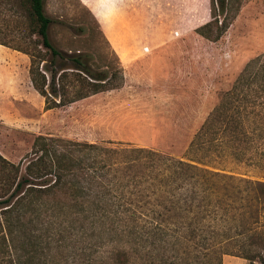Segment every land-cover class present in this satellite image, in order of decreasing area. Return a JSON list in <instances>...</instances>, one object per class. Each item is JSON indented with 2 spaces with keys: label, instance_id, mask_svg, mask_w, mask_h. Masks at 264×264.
<instances>
[{
  "label": "trees",
  "instance_id": "obj_1",
  "mask_svg": "<svg viewBox=\"0 0 264 264\" xmlns=\"http://www.w3.org/2000/svg\"><path fill=\"white\" fill-rule=\"evenodd\" d=\"M1 6L24 16L22 40L0 45L28 56L45 110L113 88L80 57L72 72L56 70L44 0ZM217 8L223 13L226 0H211V21L197 29L210 41L226 28ZM69 78L79 85L73 97ZM263 147L264 57L220 95L184 157L36 136L24 162L0 155V264H61L55 258L66 254L65 264H222L224 256L264 264ZM227 159L260 179L226 169Z\"/></svg>",
  "mask_w": 264,
  "mask_h": 264
},
{
  "label": "rangeland",
  "instance_id": "obj_2",
  "mask_svg": "<svg viewBox=\"0 0 264 264\" xmlns=\"http://www.w3.org/2000/svg\"><path fill=\"white\" fill-rule=\"evenodd\" d=\"M5 9L0 41L15 46L25 19ZM44 11L51 19L49 40L60 52L56 70L72 72L80 57L106 73L113 88L45 110L29 80L28 56L0 45V155L15 165L29 158L36 136L184 157L220 95L246 64L264 57V0H226L223 13L213 12L226 27L216 41L197 32L211 21V0H44ZM71 80L67 94L73 97L79 85ZM220 164L260 179L229 159ZM61 258L55 260L65 264L67 254ZM222 264L249 262L224 256Z\"/></svg>",
  "mask_w": 264,
  "mask_h": 264
}]
</instances>
